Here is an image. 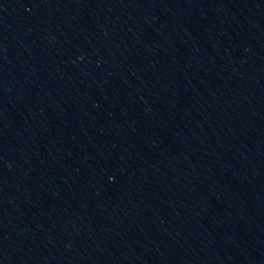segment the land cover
Here are the masks:
<instances>
[{"label": "water", "instance_id": "1", "mask_svg": "<svg viewBox=\"0 0 264 264\" xmlns=\"http://www.w3.org/2000/svg\"><path fill=\"white\" fill-rule=\"evenodd\" d=\"M0 264H264V0H0Z\"/></svg>", "mask_w": 264, "mask_h": 264}]
</instances>
